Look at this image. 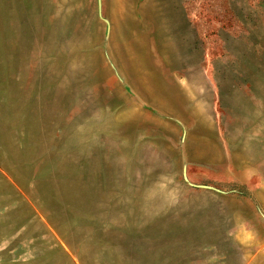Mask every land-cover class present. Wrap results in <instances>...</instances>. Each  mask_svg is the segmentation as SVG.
<instances>
[{
    "label": "rangeland",
    "instance_id": "rangeland-1",
    "mask_svg": "<svg viewBox=\"0 0 264 264\" xmlns=\"http://www.w3.org/2000/svg\"><path fill=\"white\" fill-rule=\"evenodd\" d=\"M0 264H264V0H0Z\"/></svg>",
    "mask_w": 264,
    "mask_h": 264
},
{
    "label": "clouds",
    "instance_id": "clouds-1",
    "mask_svg": "<svg viewBox=\"0 0 264 264\" xmlns=\"http://www.w3.org/2000/svg\"><path fill=\"white\" fill-rule=\"evenodd\" d=\"M240 231L242 235H238L237 239L241 241V243H246L248 240L252 239V233L247 231L243 225H241Z\"/></svg>",
    "mask_w": 264,
    "mask_h": 264
}]
</instances>
